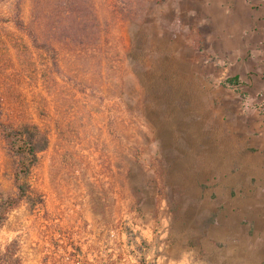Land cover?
I'll return each mask as SVG.
<instances>
[{"label": "rangeland", "instance_id": "obj_1", "mask_svg": "<svg viewBox=\"0 0 264 264\" xmlns=\"http://www.w3.org/2000/svg\"><path fill=\"white\" fill-rule=\"evenodd\" d=\"M92 2L93 16L77 40L46 39V49L14 27L10 0H0L1 117L36 124L48 140L27 178L35 204L21 200L8 212L0 225V249L14 244L12 264H218L209 259L220 248L207 255L193 245L187 250L181 246L180 258L173 261L172 245L183 242L166 233V218L154 230L143 231L147 242L136 239L138 246L134 239L130 247L125 236L108 234L105 227L115 223L134 228L143 227V221L134 219L129 205L126 213L103 210L105 203L93 196L98 188L93 165L88 163L89 147L95 135L110 126L104 122L109 108L119 116L125 80L132 78L133 88L141 74L143 83H156L152 74L158 68L177 64L172 53L178 40L189 52L181 60L184 67L198 74L189 85H203L206 79L208 88L217 89L209 91L212 107H223L225 121L240 122V136L264 132V75L257 72L264 69V0ZM22 8L23 21L33 22L28 0H23ZM40 34L43 42L47 32ZM234 72L245 84L240 93L218 89L219 81ZM191 95L199 99V92ZM255 98L262 100L260 108L253 105ZM254 109L256 123L249 129L247 113ZM246 146L247 151L252 148L248 142ZM5 147L0 137V196L4 197L16 193L13 163ZM91 212L98 217L89 219ZM122 213L127 218L121 221ZM74 246L81 250L76 255Z\"/></svg>", "mask_w": 264, "mask_h": 264}, {"label": "crops", "instance_id": "obj_2", "mask_svg": "<svg viewBox=\"0 0 264 264\" xmlns=\"http://www.w3.org/2000/svg\"><path fill=\"white\" fill-rule=\"evenodd\" d=\"M173 49L177 64L158 68L152 86L142 82L141 74L133 88L132 78L125 80L119 116L110 107L104 120L110 126L91 141L88 163L98 188L93 196L105 203L104 211L126 213L129 205L134 219L143 221V227L119 222L105 231L126 240L130 235L125 243L132 247L133 239L146 243L143 231L154 230L166 218V233L183 242L172 245L173 261L180 258L181 246L187 250L193 245L207 255L220 248L217 256L206 255L218 264H264V132L240 136V122L225 121L223 107H212L209 91L218 90L208 88L206 79L203 85H189L198 75L181 61L189 52L179 40ZM257 72L264 75V69ZM227 79L231 82L223 84ZM244 85L234 72L217 88L240 93ZM255 104L260 108L262 100L253 99ZM255 113L248 110L249 129L256 123ZM247 142L253 152L247 151ZM97 217L95 212L88 216ZM126 218L123 213L119 217Z\"/></svg>", "mask_w": 264, "mask_h": 264}, {"label": "trees", "instance_id": "obj_3", "mask_svg": "<svg viewBox=\"0 0 264 264\" xmlns=\"http://www.w3.org/2000/svg\"><path fill=\"white\" fill-rule=\"evenodd\" d=\"M30 15L34 21L26 23L21 17L23 0H10L12 6L11 22L14 27L28 36L35 46L46 49V39L57 42L65 40L75 41L81 31L86 29V21L93 16L92 0H28ZM127 6L126 1H120ZM81 25V26H80ZM37 26V27H36ZM39 28V29H37ZM47 32L43 42H39L40 31ZM39 42V43H38ZM231 82L225 80L223 84ZM238 83L234 79L233 84ZM230 84V83H229ZM1 108V98H0ZM0 111V137L5 143V148L12 159V181L16 188L14 195L0 196V225L4 222L8 212L21 200L29 201L34 206L35 201L27 183L31 168L37 162V154L45 149L48 144L47 134L38 125L19 121L17 123L3 119ZM130 236V235H129ZM127 240L130 242V237ZM74 255L81 250L74 246ZM15 248L13 243H8L3 250L0 249V264H12ZM140 264V263H139Z\"/></svg>", "mask_w": 264, "mask_h": 264}]
</instances>
